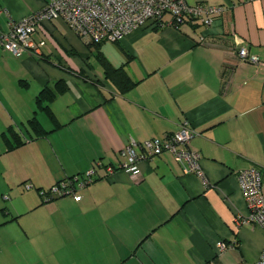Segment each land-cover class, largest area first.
I'll return each mask as SVG.
<instances>
[{
    "label": "crops",
    "instance_id": "1",
    "mask_svg": "<svg viewBox=\"0 0 264 264\" xmlns=\"http://www.w3.org/2000/svg\"><path fill=\"white\" fill-rule=\"evenodd\" d=\"M49 1L0 0V35ZM186 2L228 9L207 27L176 26L166 14L98 46L61 20H42L32 35L44 41L39 54L0 51V264L257 260L264 231L235 223L248 214L236 173L264 171V70L230 49L245 45L264 59V0ZM104 60L135 84L120 92ZM44 88L56 92L43 103L51 115L36 103ZM184 120L196 133L188 147L200 155L204 180L168 152L139 162L137 178L106 176L105 166L125 161L129 138L161 137ZM15 136L21 143L8 149ZM96 161L95 182L43 202L39 189Z\"/></svg>",
    "mask_w": 264,
    "mask_h": 264
},
{
    "label": "built area",
    "instance_id": "2",
    "mask_svg": "<svg viewBox=\"0 0 264 264\" xmlns=\"http://www.w3.org/2000/svg\"><path fill=\"white\" fill-rule=\"evenodd\" d=\"M227 9L224 5H189L186 0H50L34 13L11 22L9 31L0 35V51L9 53L15 58L25 53L39 54V47L44 45V41L35 42L32 35L37 24L42 20L63 21L89 44L118 43L132 30L146 22L161 24L166 14L171 16L172 24L179 25L185 20H192L207 27L216 19L225 16ZM233 46L230 49L232 56L264 70V59L250 53L245 45ZM195 135L189 122L184 120L177 131L161 137L141 142L129 138L123 153L125 161L117 167L105 166L106 176L120 170L137 178L140 175L139 162L168 152L185 174H192L204 180L200 155L188 147ZM136 148L140 151L136 152ZM100 164V161H96L82 177L67 178L47 191L40 190L39 195L44 202H48L75 194L76 191L95 182L98 178L96 167ZM236 177L248 214L237 218L235 223L255 224L264 231V171L249 167L239 170ZM29 187L30 185H26V188ZM216 247L218 251H222L226 245L219 241ZM245 264H264V241L257 260Z\"/></svg>",
    "mask_w": 264,
    "mask_h": 264
},
{
    "label": "trees",
    "instance_id": "3",
    "mask_svg": "<svg viewBox=\"0 0 264 264\" xmlns=\"http://www.w3.org/2000/svg\"><path fill=\"white\" fill-rule=\"evenodd\" d=\"M189 21H192V20H189ZM174 25L178 26L177 24H174ZM100 44L101 43H99V44H92V45L98 46ZM103 66H104V71H105V77H106V79L108 81H110L115 87H117L120 92H122V93L126 92L127 90H129L135 84L129 78V76L126 74L125 70L122 67L114 68L106 60L103 61ZM55 95H56V92L55 91H52L49 88H44L43 90H41L39 92V95L37 96V99H36L37 105L40 108H42L43 110H45L49 115H51V113H50V110L48 108V105H43V103H45V102L48 103V102L52 101L53 98L55 97ZM31 122L35 124L34 127H35V129H37V127H36L37 126V122L36 123L34 121H31ZM37 132H38V129H37ZM15 140L16 141L14 143L7 142V148L8 149L14 147V145H17V144H20L21 143L16 136H15ZM82 175L83 174H78V175H73V176H70V177H66L64 179L58 180L55 184H58L59 182H61L63 180H66L67 178H72L74 176H80V177H82ZM54 185H52V186H54ZM49 189L50 188L45 189V191H47ZM40 190H44V189H39V191Z\"/></svg>",
    "mask_w": 264,
    "mask_h": 264
},
{
    "label": "rangeland",
    "instance_id": "4",
    "mask_svg": "<svg viewBox=\"0 0 264 264\" xmlns=\"http://www.w3.org/2000/svg\"><path fill=\"white\" fill-rule=\"evenodd\" d=\"M29 185H30V184H29ZM3 197H4V198H6L7 196H6V195H4ZM7 198H8V197H7ZM6 200H7V199H6ZM6 200H5V201H6Z\"/></svg>",
    "mask_w": 264,
    "mask_h": 264
}]
</instances>
